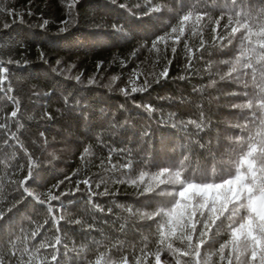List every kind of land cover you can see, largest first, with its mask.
<instances>
[{
    "label": "snow or ice",
    "instance_id": "snow-or-ice-1",
    "mask_svg": "<svg viewBox=\"0 0 264 264\" xmlns=\"http://www.w3.org/2000/svg\"><path fill=\"white\" fill-rule=\"evenodd\" d=\"M76 3L77 0L68 3L67 17L60 21V34L75 26L73 9ZM111 3L126 11L132 18L131 23H113L110 25L111 33L100 32L103 25H95V33L123 35L126 38L125 27L135 32L142 27L140 21L148 18L152 27L163 21L160 34L155 35L151 42V50L160 52L170 48L175 55L182 43L186 70L194 69L195 59L204 60V56L197 57V53L206 51L209 44L220 50L222 55L229 56V59L219 61L222 68L210 60L204 62L200 71L207 73L209 82L197 91L201 96L207 95L212 99L213 94L208 90L216 89V102L222 100V106L229 115L238 113V122H226L223 130L218 129L215 143L211 138L204 141L200 133L211 129L212 122L203 103L190 101L195 106L194 117L173 124L174 128L180 127L185 132L187 140L179 145L178 156L169 158L163 164L153 163L151 168L155 171L145 161H136L131 150L121 149L122 153H126V159L122 163H112L113 150L110 149L105 169L110 182L131 186L137 195V203L141 205H116L120 213L118 218L123 221L120 232L126 234L130 230L128 221L139 222L148 229L155 225L152 233L154 249L150 247L152 238L144 235L139 255L134 249L131 259L128 254L117 256L113 253V249L122 250L120 240L109 241L103 235L101 239H93L90 244H82L79 248L75 243L69 247L62 235L61 222L82 224L83 221L66 218L63 205L56 209L51 205V201L60 200L68 193L54 194L52 189L47 193H35L27 187V182L33 179L35 162L25 150L29 160L27 175L10 183L22 188V195L26 193L39 204L48 205L55 234L52 239L36 241L43 224L30 229L17 227V218L12 213L22 201H5L0 205V264H264V0H188L187 3L185 0H136L134 4L126 0H111ZM175 8L179 11L174 12ZM5 11L13 17V23L17 18L20 23L25 22L22 13L14 9ZM213 12L217 13L215 18ZM165 13L172 15L165 20ZM27 14L31 15V12ZM173 18L176 20L174 24L169 22ZM221 21L226 22L221 24ZM48 23L44 20L39 27L44 29ZM209 25H212L210 42L205 40V29ZM3 26L9 27L7 23ZM136 51L138 49L133 51V56ZM39 59L48 64L52 73L76 84L84 83L82 72L73 74L75 64L57 59L52 65L43 51H39ZM19 63L11 58L6 62L0 61V92L7 94L13 91L10 86L3 87L9 72L5 64ZM140 75L134 70L135 79L130 80V91L127 87L120 89L125 96L147 91L151 87L147 77L139 86L136 85ZM167 76L168 67L165 66L152 82L159 83ZM117 79L112 78L113 81ZM94 83L95 76L88 77L87 85ZM221 83L228 87L218 88ZM232 84L241 87L229 90ZM33 95L39 93L34 91ZM76 96L77 93H68L63 97V104L69 111H74L81 103ZM237 98H241L239 102ZM8 99L13 107L10 112L0 114V131L19 143L12 129L23 127L20 123L21 103L15 96ZM143 107L148 113L156 111L151 105ZM46 116L51 119L49 114ZM40 135L43 136V133ZM4 143L7 144L8 139ZM225 146L234 170L230 169L217 178L218 154ZM91 155L92 146L88 145L84 147L81 159ZM52 159H56L55 155ZM137 163L143 167L137 170ZM104 165L105 161L101 160L100 166ZM20 170L23 171L22 168ZM81 183L89 191L88 205L94 211L104 213L105 209L95 203L94 197L115 195L107 186L108 181L101 178L95 184L96 189H101L103 185L102 191H93L90 179ZM53 188L58 189L59 184ZM79 190L77 184L76 191ZM106 213L116 215L112 207L107 208ZM48 223L46 219L44 224ZM96 230L94 223H88L89 232ZM219 237H223L222 242H219ZM69 253L75 256L69 257ZM66 257L69 258L65 260Z\"/></svg>",
    "mask_w": 264,
    "mask_h": 264
},
{
    "label": "trees",
    "instance_id": "trees-1",
    "mask_svg": "<svg viewBox=\"0 0 264 264\" xmlns=\"http://www.w3.org/2000/svg\"><path fill=\"white\" fill-rule=\"evenodd\" d=\"M69 2L70 0H0V61L6 62L10 58L20 61L19 64H5L9 72L3 87L10 86L13 91L7 94L0 92V114L11 111L13 104L8 97L15 96L21 103L20 123L23 125L18 130L14 127L12 129L16 132L19 143L0 131V205L5 201L11 203L21 200L12 213L17 218V227L30 229L43 224L41 235L36 241L53 238L55 228L49 218L48 205L39 204L26 193L22 195L23 189L10 183L11 180H19L27 175V150L35 162L33 179L27 182V187L35 193H47L49 189L54 194L68 193L61 196L60 200L51 201V205L54 209L63 205V215L66 218L83 221L82 224L61 222L62 235L66 237L69 247L75 243L79 248L82 244H90L93 239H101L103 235L109 241L120 240L122 250L118 252L113 249V253L117 256L128 254L131 259L134 249L135 254L139 255L142 247L140 241L144 235L152 238L150 247L154 249L155 238L152 233L155 225L148 229L139 222L128 221L130 230L126 234L120 232L123 221L118 218L120 213L116 205H141L137 203V195L131 186L114 185L110 182L105 171L109 151L113 150L112 163L124 162L126 153L120 150L125 149L131 150L136 161H145L149 168L153 163L163 164L169 158L178 156L179 145L186 142L187 137L180 127L174 128L173 124L194 117L195 106L190 101L204 104L212 127L205 133H200V136L204 141L211 138L215 143L217 130H223L226 122H238L239 114L229 115L222 106L223 101L216 102V89L208 90L213 94L212 99L207 95L201 96L197 90L208 84L209 77L200 70L208 60L222 68L219 61L230 57L222 55L220 50L209 44L206 51L197 53V57L202 54L204 60L195 59L194 69L186 70L182 43L177 47L175 55L170 48L160 52L151 50V42L155 35L160 34L163 21L152 27L148 18L140 21L142 27L135 32L128 31L125 27L126 38L123 35L105 36L95 33V25H103L100 32L111 33V24H125L126 21L131 23L132 18L128 13L118 9L111 0H77L73 9L75 26L60 34V21L67 17ZM126 2L134 4L136 0ZM6 9L22 13L25 22L20 23L17 18L13 23V17L7 15ZM178 11V8L174 9V12ZM170 15L172 14L165 13V20ZM212 15L215 18L217 13L213 12ZM44 20L49 23L46 28L41 29L39 25ZM169 22L174 24L176 20L173 18ZM225 22L221 21V24ZM5 23L9 27L5 28ZM211 27L209 25L205 29V40L209 42L212 37ZM136 49L138 51L133 56ZM39 51L46 54L52 65L57 59L75 64L73 74L82 72L84 83L76 84L73 80L52 73L48 64L39 59ZM165 66L168 67L167 78L160 79L159 83L152 82ZM134 70L142 74L135 81L136 85L139 86L147 77L151 87L147 91L125 96L120 89L127 87L130 91V80L135 79ZM90 76H95L96 83L87 85ZM181 76L185 79H180ZM113 77L118 79L113 81ZM217 87L223 89L228 86L221 83ZM240 87L232 84L229 90H239ZM34 91L39 95L34 96ZM68 93H77L76 99L81 101L74 111H69L63 104V97ZM239 99L241 98H237V102ZM144 105H151L156 111L148 113L144 110ZM5 139H8L7 144L4 143ZM88 145L92 146L93 155L82 160L81 153ZM226 152L225 146L218 154L220 163L217 178L224 176L230 169L234 170ZM52 155L56 159H52ZM101 160L105 161L103 167L100 166ZM140 167L143 165L137 163V170ZM101 178L108 181L107 186L115 193L94 197L95 203L105 209L104 213L96 212L88 205L89 191L81 183L90 179L92 190L102 191L103 185L101 189L95 188ZM211 178L209 170V179ZM60 181L63 183H59ZM57 184L59 188H53ZM77 184L79 191H76ZM109 207L113 208L116 215L106 213ZM46 219L49 220L48 224H44ZM90 222L96 225V231H88ZM218 240L222 242L223 237ZM74 256V253H69V257Z\"/></svg>",
    "mask_w": 264,
    "mask_h": 264
}]
</instances>
